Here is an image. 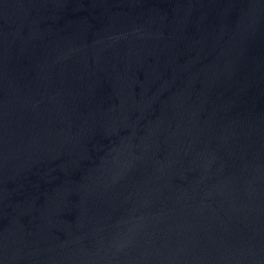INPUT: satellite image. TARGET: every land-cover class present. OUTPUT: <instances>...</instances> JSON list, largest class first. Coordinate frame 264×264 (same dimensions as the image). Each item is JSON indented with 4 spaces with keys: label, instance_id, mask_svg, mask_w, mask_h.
I'll use <instances>...</instances> for the list:
<instances>
[{
    "label": "water",
    "instance_id": "water-1",
    "mask_svg": "<svg viewBox=\"0 0 264 264\" xmlns=\"http://www.w3.org/2000/svg\"><path fill=\"white\" fill-rule=\"evenodd\" d=\"M0 264H264V0H0Z\"/></svg>",
    "mask_w": 264,
    "mask_h": 264
}]
</instances>
